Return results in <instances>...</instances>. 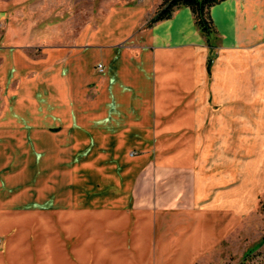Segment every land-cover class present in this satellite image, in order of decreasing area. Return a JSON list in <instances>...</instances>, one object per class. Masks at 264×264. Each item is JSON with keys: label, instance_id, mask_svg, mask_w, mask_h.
<instances>
[{"label": "crops", "instance_id": "0c3cea01", "mask_svg": "<svg viewBox=\"0 0 264 264\" xmlns=\"http://www.w3.org/2000/svg\"><path fill=\"white\" fill-rule=\"evenodd\" d=\"M78 9L79 0H0L1 38L12 44L9 50L26 47L38 24L37 91L44 122L59 127L39 132L34 146L43 171L35 189L28 192L25 182L6 194L30 177L25 170L23 178L8 177L9 187L0 181V234L6 233L0 264L215 262L255 212L247 188L241 190L242 168L220 170V161L211 160L216 137L236 114L232 105L252 101L249 85L264 86V63L263 79L253 65L264 59V0L213 5L212 48L189 6L153 24L156 8L142 1L107 6L96 25L92 10L90 17L81 10L80 28ZM89 146L88 174L103 179V170L121 167L114 181L121 188L102 207L121 203V211L78 207L76 184L85 175H78L75 152ZM137 150L143 154H131ZM189 176L191 189L181 187ZM30 194L42 207L34 223V211L13 206ZM185 195L187 204L180 205Z\"/></svg>", "mask_w": 264, "mask_h": 264}, {"label": "rangeland", "instance_id": "374dc122", "mask_svg": "<svg viewBox=\"0 0 264 264\" xmlns=\"http://www.w3.org/2000/svg\"><path fill=\"white\" fill-rule=\"evenodd\" d=\"M137 1H142L148 7L156 8L155 13L161 7L165 0H92L93 7H89L90 0H79V15H78V28L83 26V19L80 14L82 11L88 12V17L92 10V19L94 25L101 18L107 6L115 4H129ZM88 3V8L83 6ZM155 15V14H154ZM36 20V19H35ZM151 20V19H150ZM38 24L34 23V28L31 29L34 35L28 41V45L21 49L13 50L6 46L3 41L2 33L5 31V25L0 26V181L5 187L8 177H21L19 175L22 171L30 172V177L24 180L19 179L15 185L11 186L6 194L10 195L11 191H18L20 186L25 182L29 190L35 189L38 184V174L43 171L38 164L42 152L38 151L36 146L41 137L40 133L48 130L51 133L59 130L57 125L52 121L44 122L43 111L45 110L42 100H39L40 94L38 93L39 72L37 63L42 60L43 55L38 47ZM208 38V37H207ZM52 43V41H50ZM209 42V40H208ZM12 45V44H10ZM210 46V43H209ZM211 47V46H210ZM9 50V52H8ZM13 50V51H12ZM18 50V51H17ZM15 54L16 63L14 64L9 54ZM215 54L213 53L212 57ZM253 60L255 76H260L261 67L264 59L260 57ZM263 60V62H262ZM15 65L19 71H13ZM10 70L8 71V67ZM26 68V69H25ZM99 68V67H98ZM100 70V69H99ZM20 71H23L22 73ZM102 71V70H101ZM22 77V78H21ZM26 78V79H23ZM22 79V80H21ZM42 73H40V80H42ZM29 81H32L29 83ZM255 84H259L254 81ZM260 87H252L249 85L247 93L252 96V101L245 103L233 104L235 115L229 122L231 127L223 130L220 137H216L218 141L219 150L214 152V164L221 163L220 170H229L235 167L238 171L242 170L244 176V190L246 191V200L248 206L254 207L251 211H255L251 217L246 218L245 226L235 231L231 242H227L222 248L221 258L215 262H201L199 264H264V86L260 81ZM264 85V84H263ZM31 87V88H28ZM39 100V102H38ZM39 103V107H38ZM33 112L27 115V112ZM40 132V133H39ZM92 146L82 147L75 152L77 161V168L80 175L84 176L80 181L77 180V195L78 207L81 211H121V203H116L106 207L105 199L116 195L121 188L114 184L116 171L121 167H114L112 169L103 170L107 175L104 178L92 174L91 167H85L88 158L94 155ZM132 155L143 154V151L137 150L131 153ZM72 159H75L72 156ZM236 162V163H235ZM243 164V165H242ZM30 167V168H29ZM106 169V168H105ZM88 171V172H87ZM11 172V173H10ZM119 172V171H117ZM160 174V173H159ZM19 175V176H16ZM162 175H165L162 174ZM189 175V174H188ZM239 175V174H238ZM187 178V177H186ZM110 179V180H108ZM190 180L181 183V187L191 189ZM190 181V182H189ZM164 186V185H163ZM149 185L143 184L142 191L146 193L149 191ZM148 189V190H147ZM240 190V189H239ZM121 191V190H120ZM31 195V194H30ZM13 195V200L16 199ZM189 195L184 196V201L180 205L187 204ZM107 201L112 204L113 201ZM4 205L1 202L0 208ZM46 209H49V203L45 204ZM15 207H24L26 210H32L34 213L31 217V223L36 222L37 211L41 209V204H38L36 197L31 195L28 201L24 204L16 203ZM43 206V205H42ZM112 206H114L112 208ZM134 206V201H131L128 207ZM41 207V208H39ZM42 210V209H41ZM31 214V213H30ZM6 233L0 234V245L6 238Z\"/></svg>", "mask_w": 264, "mask_h": 264}, {"label": "trees", "instance_id": "16d2710c", "mask_svg": "<svg viewBox=\"0 0 264 264\" xmlns=\"http://www.w3.org/2000/svg\"><path fill=\"white\" fill-rule=\"evenodd\" d=\"M223 0H165L161 7L157 10L155 15L151 18L150 24L171 18L175 11L182 6H189L195 14V19L200 29L207 35L211 48L212 37L216 32L214 19L212 17L211 8L216 3ZM213 57L210 56L208 60V69L211 71Z\"/></svg>", "mask_w": 264, "mask_h": 264}, {"label": "built area", "instance_id": "2783aa9c", "mask_svg": "<svg viewBox=\"0 0 264 264\" xmlns=\"http://www.w3.org/2000/svg\"><path fill=\"white\" fill-rule=\"evenodd\" d=\"M1 25H2V22L0 21V26ZM98 67H99L100 70H103L104 69L103 64H101V63L98 65Z\"/></svg>", "mask_w": 264, "mask_h": 264}]
</instances>
